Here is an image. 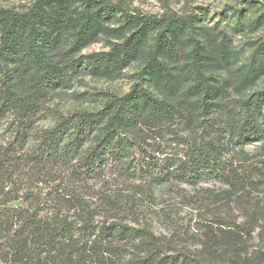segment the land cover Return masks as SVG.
I'll return each mask as SVG.
<instances>
[{"label":"trees","instance_id":"trees-1","mask_svg":"<svg viewBox=\"0 0 264 264\" xmlns=\"http://www.w3.org/2000/svg\"><path fill=\"white\" fill-rule=\"evenodd\" d=\"M201 24L195 14H145L109 0L0 9V118L13 115L15 137L0 150L1 264H255L238 249L252 235L244 226L228 230V222L217 221L226 230L213 229L209 248H174L147 225L118 217L125 211L117 190L99 191L98 203L87 194L89 183L106 179L110 187L112 179L135 178L149 189L214 181L229 189L228 199L243 201L257 183L258 168L246 166L243 147L264 142V93L228 100V83L213 73L228 70L236 54ZM101 36L118 41L107 52L82 55ZM153 36L139 77L164 99L135 85L121 97L106 95L100 110L62 116L32 134L47 86L68 85L85 68L117 79ZM256 78V71L239 70L236 92ZM26 171L35 173L37 190L28 188Z\"/></svg>","mask_w":264,"mask_h":264},{"label":"rangeland","instance_id":"rangeland-1","mask_svg":"<svg viewBox=\"0 0 264 264\" xmlns=\"http://www.w3.org/2000/svg\"><path fill=\"white\" fill-rule=\"evenodd\" d=\"M37 1L39 0H0V9L21 13L29 10ZM109 1L121 3L132 11L145 14L200 16L203 24L197 27H203L205 35L218 43L225 41L228 49L236 54L228 70L213 73L221 84L228 83V100L247 99L254 94L264 93V0ZM117 41L109 36H101L97 43L83 50L82 55L107 52ZM154 41V36L149 38L140 58L117 79L93 76L85 68L68 85L47 86L38 103L32 134L52 128L62 116L100 110L106 103V95L121 97L135 85H142L158 98L164 99L147 80L139 77ZM242 68L256 71L257 78L249 89L237 93L234 80ZM5 80L0 75V86ZM13 118L9 113L0 118V150L14 143V129L11 125ZM262 122L264 123V109ZM27 144L26 150L31 149L33 140L29 139ZM243 150L248 160L246 166L258 168V173L254 174V182L257 183L244 192L246 196L243 201L228 199L224 194L229 189L214 181H201L195 185L175 181L149 189L135 178L119 182H113L116 179H112L113 185H109L110 187L104 184L107 183L106 179L103 182L89 183L87 194L92 197L90 202L98 203L96 195L99 191L110 188L114 193L117 190L121 208L125 211L122 210L124 213L118 214V217L131 226L147 225L174 248H189L196 252L204 247L209 248L210 233L213 229H218L217 221L228 222V230L231 229V223L244 226L252 235L244 236L243 241L239 242L238 249L244 253L241 258L252 259L255 264H264V142L254 141L244 146ZM26 174L29 178L28 188L37 190L40 185L32 177L35 173L26 171ZM221 228L218 229L219 232L226 230V226ZM231 243L229 238L228 250L232 248ZM223 250L222 248L220 251Z\"/></svg>","mask_w":264,"mask_h":264}]
</instances>
